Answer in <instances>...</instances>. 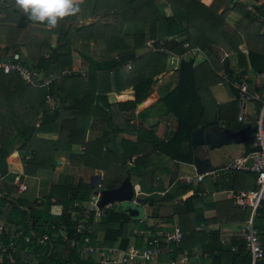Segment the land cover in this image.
<instances>
[{"label": "trees", "instance_id": "trees-1", "mask_svg": "<svg viewBox=\"0 0 264 264\" xmlns=\"http://www.w3.org/2000/svg\"><path fill=\"white\" fill-rule=\"evenodd\" d=\"M223 1L212 0L205 6L197 0H83L78 4L79 12L58 19L55 32L59 33L56 42L60 44L50 48L45 42V48L51 50L47 58L40 54L43 44L36 43L37 40H32L31 35L23 31L27 23L36 21L29 19V15L16 4V0L2 1L4 19H0V24L5 26L0 27L3 35L0 59L16 54L21 64L36 72L30 82L25 83L15 71L2 73L0 70V174L6 178L0 186V222L8 228V231L0 232V241L7 243L10 240L8 235L13 227L20 228L22 235H29L31 239L30 243H23L19 237L15 244L16 253L10 261L3 260V264H97L94 255L82 253L78 247L68 248L62 242L60 234L67 238L76 236L73 234V226L76 224L82 226L83 233L89 230V242L94 245L115 246L119 249H125L130 243L137 247L143 246L146 239L131 234L129 228H151L140 224L141 219H136L132 214L111 204L97 207L99 213L95 216L93 209L83 205L94 187L88 181L82 182L72 170H69L68 175L57 174L55 183L50 185L40 204L34 197L24 196L22 193L12 195L13 186L10 183L14 175L6 172L4 157L14 148L21 152L19 160L26 175L33 174L35 165L45 166L52 173L55 162L52 153L77 145L82 146V152L69 156V163L99 171L100 190L109 188L115 177H129L131 174L144 176L145 166H142L141 158L129 162L131 156L143 153L139 149V141L142 140L139 136L134 142L118 140L116 145L123 157L121 162L108 147L99 153L100 139L85 141L84 134L88 127H92L93 123L90 125V122L93 120L102 121L107 129L113 128L114 134L120 132L111 115L114 110H122L123 103L108 104L105 102V93L131 86L133 99L127 102L131 106L147 95L146 79L163 69L165 53H148L145 57L137 58L131 70L125 68L126 62L119 61L117 56L138 49L144 39H152L155 47L177 55L195 47L204 56L203 61L195 66L192 65L190 56L179 58L177 68L173 71L174 86L160 100L164 108L175 116L176 125L170 137L164 143L157 144V151L189 163L188 156L183 158L171 149H180L183 142L188 140L190 131L209 122L214 115L213 108L216 105L205 101L202 89L209 83L221 82L216 72L225 71V68L210 46L224 42L235 53L237 67L242 69L235 79L242 76L245 61L255 72L264 70V53L258 47L250 46L245 40L244 55L230 40L225 23L217 13ZM88 3L93 12L88 14L92 16L98 12L100 17L95 22L74 27L72 24L78 16H82L81 10H86ZM100 6L101 11L97 10ZM164 7L170 10L168 14L164 13ZM252 8L257 13L264 14L263 3L252 5ZM13 14L17 15V21L13 26L6 25V19ZM246 17L254 19L249 18L248 14ZM125 23L137 25L135 35H120ZM257 25L260 26L258 23ZM169 35L170 39H161ZM175 35L178 37L175 38ZM89 40L92 42V51ZM184 43L186 46L182 47ZM17 47L22 49V56ZM71 50L79 55L78 68L74 72L69 68L68 56ZM64 69L70 70L69 73L60 74ZM79 72H84L83 76ZM224 85L235 95L227 84ZM197 91L200 92L198 95ZM52 94H56L59 103L58 106L47 109L45 97ZM208 109H211L210 117L203 120ZM232 109H235L234 98L218 109L217 114L225 124L234 122L233 117H227ZM16 118L19 123L14 121ZM40 130L56 131L57 140L35 143V132ZM239 173L247 181L243 186L235 181V184H239L238 188L253 190L254 174L245 171ZM189 188V184L175 181L159 198L176 214V226L181 238L177 245H171L175 248L172 254L159 255L155 264H167L180 250L193 248L199 252L198 264H249L250 256L244 250L240 236H231L223 244L218 239L217 232H204L200 230L201 227L197 228L198 231L194 229L203 221L201 208L185 212L182 206L172 204L173 198ZM49 199L59 203L61 210L56 216L49 213ZM228 207L233 216L225 219L230 220L246 219L250 210L248 206L231 207L230 203ZM255 212L257 215L252 218V223L259 244L264 246V200L259 203ZM152 231L156 233V230ZM42 236L46 237L44 241L41 240ZM254 264H264V258L256 260Z\"/></svg>", "mask_w": 264, "mask_h": 264}, {"label": "crops", "instance_id": "crops-1", "mask_svg": "<svg viewBox=\"0 0 264 264\" xmlns=\"http://www.w3.org/2000/svg\"><path fill=\"white\" fill-rule=\"evenodd\" d=\"M2 1L3 0H0V19H4V6H2ZM197 1L206 6L212 0ZM80 2H83V0H80ZM262 3L264 4V0H224L217 10V13L225 23V29L229 32L230 40L233 42L236 49L244 55L246 53L245 40L250 46H256L260 52L264 53V30L262 25L257 22L256 19L258 15L264 14L257 13L254 11V8H252V5H260ZM90 8L91 4L88 3L86 10H81L82 16H78L77 20L74 21V24H72L74 27L97 21L100 15H98V12L92 16L88 14V12H92ZM97 10L101 11L102 7L100 6ZM163 10L165 14H168L167 12L169 9L167 7H164ZM247 14L249 15V18L252 19L253 17L254 19L252 20L254 21L248 19L246 17ZM16 21L17 15L13 14L6 19V25L13 26ZM257 23L260 26H258ZM2 26H5V24H0V27ZM23 31H25V34H30L32 40H37L36 43L39 42V44H43V46L41 45L42 48L40 50V54L44 58H47V56L51 53L49 48H45V42L48 43L50 48L60 44V42H56L57 36L59 35L58 31L55 32V28H49L46 22L27 23ZM136 31L137 25L125 23L121 27L120 35L131 36L135 35ZM143 31L144 30L142 29V32ZM177 37L178 35H175V38ZM170 38L171 36L169 35L167 37H162L161 39L168 40ZM157 42L159 43V41ZM88 44L91 48L92 42L90 40L88 41ZM185 46V43L182 44V47ZM2 47L3 35L0 33V53ZM210 48L217 57L218 61L223 63L227 79L237 78L236 75L239 72H242V69L237 67L235 53L230 50L224 42L217 45H211ZM17 49L21 53L20 56H22V49L19 47H17ZM92 50L93 47L91 48V51ZM72 51L73 50L69 52L68 56L70 58L69 68L71 71H74L78 68L79 55ZM154 52L165 53L163 60L164 67L159 73H156L146 79L148 93L140 102L136 103L134 106L127 104V102L133 99L131 86L118 91L108 92L104 95L105 102L108 104L113 105L123 103L122 110H114L111 115V118L116 122L118 128H120V132L118 134L113 133L115 144H117L118 140L121 139L134 142L137 136L142 139L139 141V149L143 151V153L131 156L129 162H131V160L141 158L142 166H145V173L144 176L131 174L127 177L131 187V199L129 202L133 205L128 208L136 210V214L132 215L134 218L142 220L140 224L145 227L148 226L156 231H165L173 225L176 226L177 217L176 214L171 211L172 208H170L167 203L159 201V198L164 195L172 182L177 181L180 184H189L191 188L181 195L173 198L172 204L182 206L185 212H191L194 209L201 208V219L203 221L198 226H195L194 229L198 231L201 227L200 230H203L204 232H217L218 239L221 243H227L231 236H239V230L242 228L243 222L247 219L249 214L248 213L246 219L244 218L243 220L225 219L226 217L233 216L231 208L229 209L228 207V203L231 204V207L247 206L242 204H233L231 196L238 192L250 190L238 188L239 184H235V181H237L240 183V186L245 185L244 183L247 180H243L241 176L244 175H240L239 173V171L242 170H222V167L232 159L243 156L246 152L250 151L251 146L248 141L244 144L228 142L211 149H207L203 146L201 150L205 155L207 166V171L203 173H195L194 171L191 162L192 149L189 146V138L183 142L180 149H171L172 151L175 150L174 152H177V154L183 158H187L188 156L189 163L182 161V159L176 158V160L170 156H165L159 153L157 151V144L164 143L166 139L170 137L176 125L175 116L164 108V105L160 100L174 86L173 71L177 68L178 59L188 58L190 56L192 65L195 66L203 61L204 56L195 47L186 49L181 55H177L165 50L164 48L155 47L152 39H144L142 46L132 52H128L131 53V57L129 58L131 60L125 61L126 64H129L130 66V68L127 69L131 70L134 67L135 59L145 57L146 54ZM218 72L219 71L216 72L217 77ZM243 73L238 79L245 81L249 88H256L257 80L255 73L257 72L250 69L247 61H245V70ZM79 74L83 76L84 72H79ZM224 84L227 83L221 80V82H216L214 84L209 83L204 86L202 92H204L203 95L206 98L205 101L210 104L213 103L216 107L213 108L214 115L209 122L204 125H198L194 128L201 127L203 129L209 126H214L216 129L227 127L235 130L247 125V122L252 119L256 104H246L244 106V110L241 113L242 123H240L235 119L237 112L235 103V109H232L233 111L227 114V117L234 118V122L225 124L221 120V116L217 114L218 109L221 108V106L223 107V105L227 102L232 101L234 98L232 97L234 96L232 95V92H230ZM100 87L102 86L100 85ZM199 93L200 92L197 91V95ZM58 103V97L56 94H52L49 102H45V107L47 109H51L53 106H58ZM6 107L7 106H5V108ZM209 110L211 109H208L204 113L202 117L203 120L206 119V117H210ZM14 121L19 123L17 118L14 119ZM92 123V127H88L85 131L84 138L85 141L100 139L101 150L99 153H102L108 144L109 129L106 128V125L102 121L93 120L90 122V125ZM57 137L58 133L56 131H36L35 143L37 141L54 142L57 140ZM81 152L82 146L77 145L70 146V149L55 151L52 153L53 160H55L52 173L47 171L45 166L35 165L33 174L26 175L23 172L22 164L19 160L21 152L12 148L9 154L4 157L5 170L10 175L17 174L20 182L25 185V190L15 195L22 193L24 196L34 197L40 204L41 198L47 193L50 185L55 183L57 174L68 175L70 174L69 170H72L77 177H80L79 175H81L83 170L84 172H86V170L90 171L92 176H90L89 180L87 175L85 180L81 177L80 179L82 182L88 181L90 185L94 187L95 182H97L96 179L101 177V173L99 171L97 172L89 167H77L69 163V156L78 155L81 154ZM233 171L237 173L234 174ZM196 174H202L203 176L200 180H196ZM233 175L236 177H232ZM115 178L117 180H121L123 177ZM5 180L6 178L2 175L0 186ZM233 188L236 189L234 190ZM49 204V213L54 216L58 215L61 210L59 203L54 199H49ZM116 204H118V202L111 203V205ZM136 206H138L139 211ZM126 209L121 211L126 212Z\"/></svg>", "mask_w": 264, "mask_h": 264}, {"label": "built area", "instance_id": "built-area-1", "mask_svg": "<svg viewBox=\"0 0 264 264\" xmlns=\"http://www.w3.org/2000/svg\"><path fill=\"white\" fill-rule=\"evenodd\" d=\"M256 19L264 29V15H258ZM125 67L130 68L129 64H126ZM0 70L2 73L15 71L17 76L25 83H29L36 74L35 70L21 64L16 54L1 58ZM67 73H69L67 70L60 72V74ZM218 77L225 81L228 87L235 93L234 100L237 110L235 119L237 122L242 123L241 113L246 104H256L253 117L247 122V125L254 127L253 132L250 133L251 139L248 141L251 150L243 156L232 159L222 167V170H242L254 174L255 188L253 190L238 192L231 196L233 204L247 205L250 208L248 217L239 230V236L241 237L244 250L250 256L249 264H254L256 260L264 258V246L259 244L254 223H252V218L257 215L255 211L259 207V203L264 200V70L255 73L257 80L256 88H249L243 80L235 78L227 79L226 72L223 70L218 72ZM49 100L50 97L46 96L45 102H49ZM202 176V174H196L195 179L200 180ZM1 178L2 175H0V180ZM11 184L17 193L25 190V185L19 181L17 174L13 176ZM99 191L100 186L97 181L87 201V207L95 211V216L99 213L95 206ZM7 229V225L0 222V232H6L8 231ZM10 231L8 235L10 240L7 243L0 241V264H3V260L10 261L12 259V255L16 253L15 244L19 237L23 243H30L31 241L29 235H22L20 228L13 227ZM129 232L146 239L142 247H137L132 243L128 244L125 249H119L115 246L101 247L91 244L87 235L89 234V230L83 233L80 224L73 226V234L76 236L72 238H67L64 234H60V236L62 242L68 248L78 247L82 253L94 255L97 264H155L159 255L163 253L172 254L175 248L171 247V245H177L181 238L177 226H171L165 231H156V233L148 228L130 227ZM45 239L46 237L42 236L41 240L44 241ZM198 257L199 252L195 248L190 250L182 249L167 264H198Z\"/></svg>", "mask_w": 264, "mask_h": 264}, {"label": "water", "instance_id": "water-1", "mask_svg": "<svg viewBox=\"0 0 264 264\" xmlns=\"http://www.w3.org/2000/svg\"><path fill=\"white\" fill-rule=\"evenodd\" d=\"M130 57L131 53H124L120 54L117 59L123 62L127 61ZM253 130L254 127L249 125H244L235 130L227 127L216 129L214 126H209L203 129L201 127L192 129L189 133L188 142L192 149L191 162L195 173H203L207 171L205 155L201 150L203 146L207 149H211L228 142L244 144L247 141H250V133L253 132ZM107 147L119 161H123V157L117 149L114 141L113 128L109 129ZM130 199L131 187L128 178L123 177L121 180L113 178L109 188H104L99 191L95 206L101 208L114 202H129ZM126 212L129 214H136V210L131 208L126 209Z\"/></svg>", "mask_w": 264, "mask_h": 264}, {"label": "clouds", "instance_id": "clouds-1", "mask_svg": "<svg viewBox=\"0 0 264 264\" xmlns=\"http://www.w3.org/2000/svg\"><path fill=\"white\" fill-rule=\"evenodd\" d=\"M79 2L80 0H16V4L29 15L30 20L46 22L49 28H55L58 19L79 12Z\"/></svg>", "mask_w": 264, "mask_h": 264}, {"label": "rangeland", "instance_id": "rangeland-1", "mask_svg": "<svg viewBox=\"0 0 264 264\" xmlns=\"http://www.w3.org/2000/svg\"><path fill=\"white\" fill-rule=\"evenodd\" d=\"M212 2V1H211ZM210 2V3H211ZM209 3V4H210ZM209 4H207L206 6H208ZM168 12H170V10H168ZM167 12V13H168ZM104 141V140H103ZM86 175H87V178H88V180H89V178H90V176H92V174H90V171H88V170H86V172H84V170L81 172V175H79L83 180H85L86 179ZM104 180H105V176H104ZM97 181H98V179H97ZM92 187V186H91ZM11 189H12V191H13V188L11 187ZM94 189V188H93ZM93 191V190H92ZM15 194H17V191L16 190H14L13 191V193H12V195H14L15 196ZM89 199V198H88ZM84 207L85 206H87V202H85L84 204ZM114 207H116L117 209H119V210H124V209H126V208H128V207H131V206H133L130 202H120V203H118V204H116V205H113ZM135 207V206H134ZM136 208H137V210L139 211V208H138V206H136ZM242 225V224H241ZM97 236V235H96ZM98 237V236H97Z\"/></svg>", "mask_w": 264, "mask_h": 264}]
</instances>
